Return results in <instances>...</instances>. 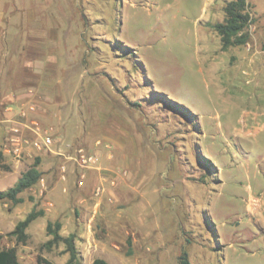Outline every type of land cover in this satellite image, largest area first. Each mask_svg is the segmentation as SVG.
<instances>
[{
	"label": "rangeland",
	"instance_id": "1",
	"mask_svg": "<svg viewBox=\"0 0 264 264\" xmlns=\"http://www.w3.org/2000/svg\"><path fill=\"white\" fill-rule=\"evenodd\" d=\"M229 1L0 0V191L36 158L42 172L0 201L20 264L66 263L43 247L49 221L75 234L79 264H264V0L223 51ZM13 127L53 145L8 155ZM32 209L17 244L6 234Z\"/></svg>",
	"mask_w": 264,
	"mask_h": 264
},
{
	"label": "trees",
	"instance_id": "2",
	"mask_svg": "<svg viewBox=\"0 0 264 264\" xmlns=\"http://www.w3.org/2000/svg\"><path fill=\"white\" fill-rule=\"evenodd\" d=\"M224 18L222 22L213 26L219 37L221 49L223 51L231 47H240L247 43L249 35L248 26L252 23V17L249 11L247 0H231L223 7ZM1 157V153H0ZM40 159L36 158L31 167L18 178L16 183L5 191H0V201L10 203L15 206L22 202L19 197L21 193L36 185L42 176L38 169ZM44 216L43 210L32 209L23 219L18 221L14 228L6 234L15 239L17 244H25L28 240L27 229L39 217ZM62 224L59 221L47 222L46 235L49 239L43 244L47 250L62 244L63 253L68 254L65 264H79L80 256L76 247V236L71 233L67 236L61 235ZM2 236H0L1 239ZM187 254L183 253L180 257V264H188ZM0 264H20L18 253L15 247H4L0 244ZM36 264H52L46 259L38 256ZM91 264H109L101 258H95Z\"/></svg>",
	"mask_w": 264,
	"mask_h": 264
},
{
	"label": "built area",
	"instance_id": "3",
	"mask_svg": "<svg viewBox=\"0 0 264 264\" xmlns=\"http://www.w3.org/2000/svg\"><path fill=\"white\" fill-rule=\"evenodd\" d=\"M38 136L39 139L33 141L30 144L28 141L23 139L20 129L18 127H13L10 129V135L8 137L4 151L8 155H12L15 156L16 158H19L24 151L23 145L25 144L27 145L30 144V146L37 151H41L43 148L49 149L53 145V139L50 136H40L39 134ZM77 154L79 156L81 165L93 164L96 162L94 156H86V154L82 149H78ZM41 186L43 187V183H41Z\"/></svg>",
	"mask_w": 264,
	"mask_h": 264
},
{
	"label": "bare ground",
	"instance_id": "4",
	"mask_svg": "<svg viewBox=\"0 0 264 264\" xmlns=\"http://www.w3.org/2000/svg\"><path fill=\"white\" fill-rule=\"evenodd\" d=\"M253 206L257 208L258 207V203L256 201H251V205L249 206V210H252Z\"/></svg>",
	"mask_w": 264,
	"mask_h": 264
}]
</instances>
